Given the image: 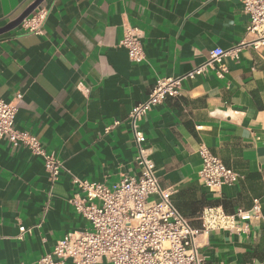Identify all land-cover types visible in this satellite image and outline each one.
I'll use <instances>...</instances> for the list:
<instances>
[{
	"label": "crops",
	"instance_id": "0c3cea01",
	"mask_svg": "<svg viewBox=\"0 0 264 264\" xmlns=\"http://www.w3.org/2000/svg\"><path fill=\"white\" fill-rule=\"evenodd\" d=\"M34 0H0V28ZM40 36L19 28L0 34V100L18 104L15 127L35 136L65 170L112 186L135 175V148L127 115L158 78H176L228 50L244 37L247 17L238 0H45ZM125 28L137 30L145 55L133 63L119 45ZM224 79L212 70L183 80L181 96L156 106L139 125L162 188L201 228L203 209L260 213L248 234L210 231L197 237L203 264L264 261V47L224 59ZM120 125L105 132L113 122ZM205 146L241 174L212 193L197 179ZM83 197L61 172L49 184L41 158L0 141V264H34L66 234L89 227L70 204ZM31 228L22 239L19 227ZM65 264H72L70 261ZM98 264H108L101 260Z\"/></svg>",
	"mask_w": 264,
	"mask_h": 264
},
{
	"label": "built area",
	"instance_id": "2783aa9c",
	"mask_svg": "<svg viewBox=\"0 0 264 264\" xmlns=\"http://www.w3.org/2000/svg\"><path fill=\"white\" fill-rule=\"evenodd\" d=\"M238 1L240 11L248 19L243 39L228 50L212 49L205 62L179 77L156 79L146 99L132 107L126 121L135 148L137 173L123 176L112 186L71 175L53 153L45 150L38 138L15 127L21 94H16L10 102L0 100V141L5 140L12 148H25L41 158L49 184H54L60 173L66 172L71 183L83 194V197L73 198L70 204L89 227L64 235L51 252L42 255L34 264H65L67 261L98 264L103 259L108 264H203L197 243L200 234L210 231L249 233L250 220L260 213L257 199L248 210L238 208L232 214L225 213L221 206L207 207L200 214L201 228H193L190 220L173 204L174 191L160 186L151 159L153 149L147 144L139 125L166 99L181 96L183 80H193L210 70L222 80L228 73L224 63L226 57L237 60L243 48L258 51L264 47V0ZM48 14L49 8L42 3L17 28L40 36ZM119 45L131 62L145 60L137 30L125 28ZM119 125L120 122L115 121L105 132ZM197 154L201 160L198 182L210 192L219 193L223 187L239 181L240 176L205 146L200 145ZM18 230L19 239L31 232V228L23 226Z\"/></svg>",
	"mask_w": 264,
	"mask_h": 264
},
{
	"label": "water",
	"instance_id": "95a60500",
	"mask_svg": "<svg viewBox=\"0 0 264 264\" xmlns=\"http://www.w3.org/2000/svg\"><path fill=\"white\" fill-rule=\"evenodd\" d=\"M44 1L45 0H34L17 18L9 22L6 26L0 28V34L17 28L21 21L29 16L34 9L41 5Z\"/></svg>",
	"mask_w": 264,
	"mask_h": 264
},
{
	"label": "trees",
	"instance_id": "16d2710c",
	"mask_svg": "<svg viewBox=\"0 0 264 264\" xmlns=\"http://www.w3.org/2000/svg\"><path fill=\"white\" fill-rule=\"evenodd\" d=\"M230 169V168H229ZM232 170V169H231ZM234 171V170H233ZM234 172H236V171H234ZM240 177H241V174H239V172H236Z\"/></svg>",
	"mask_w": 264,
	"mask_h": 264
}]
</instances>
